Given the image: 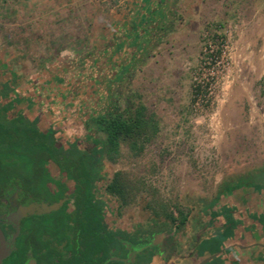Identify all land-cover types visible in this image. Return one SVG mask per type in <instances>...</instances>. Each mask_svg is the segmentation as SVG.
I'll use <instances>...</instances> for the list:
<instances>
[{
  "label": "rangeland",
  "instance_id": "rangeland-1",
  "mask_svg": "<svg viewBox=\"0 0 264 264\" xmlns=\"http://www.w3.org/2000/svg\"><path fill=\"white\" fill-rule=\"evenodd\" d=\"M136 3L0 0V82L25 108L36 98L40 116L43 97L54 101L43 122L89 150L102 140L93 114L122 116L144 104L159 120L157 136L141 152L122 146L116 162L105 159L96 195L112 228L167 227L154 222L151 202L190 208L180 231L192 232L229 198L227 184L253 192L250 182L264 180V0ZM118 42L125 49L113 57ZM40 88L44 95L27 97ZM119 171L135 194L122 207L104 190Z\"/></svg>",
  "mask_w": 264,
  "mask_h": 264
},
{
  "label": "trees",
  "instance_id": "trees-1",
  "mask_svg": "<svg viewBox=\"0 0 264 264\" xmlns=\"http://www.w3.org/2000/svg\"><path fill=\"white\" fill-rule=\"evenodd\" d=\"M38 90L32 92L29 89L26 91L28 94L21 96L23 98L27 94V97L33 98L40 92L45 94L44 89ZM18 98L13 87L0 82V189L23 188L27 192L49 193L52 182L58 188L55 199L69 197L61 211L74 209L76 214H84L87 218L89 246L87 259L84 258L87 264L122 263L121 259H125L127 254V251L123 252L124 236L116 233L122 239L113 237L106 216L108 203L97 197L95 188L102 177L105 159L116 162L122 155V146H127L134 153L141 152L157 136L160 124L156 114L148 111L144 104L127 110L122 116L93 114L90 125L102 135V140L94 143L92 150H89L83 148L79 140L61 138L58 128L44 123L43 114L39 116L34 111L38 107L36 98L31 108H25ZM50 163L58 169L56 175L46 166ZM59 179L70 180L72 192ZM250 183L255 190L264 188V180ZM238 185L229 183L224 190L232 194ZM104 190L116 198L121 207L129 205L135 195L131 184L120 171L114 174ZM157 205L153 206L150 202L148 206L155 223L163 219L164 225L181 229L189 221L190 208L182 204H175L172 209L165 204ZM115 256L120 259L112 260Z\"/></svg>",
  "mask_w": 264,
  "mask_h": 264
},
{
  "label": "crops",
  "instance_id": "crops-1",
  "mask_svg": "<svg viewBox=\"0 0 264 264\" xmlns=\"http://www.w3.org/2000/svg\"><path fill=\"white\" fill-rule=\"evenodd\" d=\"M134 1L135 8L138 0ZM144 5L146 4L143 3ZM120 21L123 20L119 19V23L114 24L121 26ZM130 23L128 20L126 26H130ZM124 49L118 42L112 56L120 57ZM42 100L48 106V112L46 111L42 117L50 119L47 113L52 115L50 110L55 106L54 101L46 97ZM26 101L28 103V100ZM68 123L65 122L62 126L72 138L74 135L71 128L74 125L71 120L69 124L72 127ZM57 124L61 126L60 122ZM77 124L83 132V125L80 126V122ZM206 215V222L192 232H189V228L180 231L176 226L155 229L151 227L132 232L110 227L109 230L114 233L113 237L116 240L122 239L116 233H122L124 236L122 244L123 252L127 251L125 259L134 252L130 262L122 260V263L117 264H199L210 257L212 259L206 264H264V193L258 190L251 192L246 187H239L228 199L214 205ZM210 243H216L213 250L208 248ZM119 249L122 250L120 246Z\"/></svg>",
  "mask_w": 264,
  "mask_h": 264
},
{
  "label": "flooded vegetation",
  "instance_id": "flooded-vegetation-1",
  "mask_svg": "<svg viewBox=\"0 0 264 264\" xmlns=\"http://www.w3.org/2000/svg\"><path fill=\"white\" fill-rule=\"evenodd\" d=\"M46 166L54 175L58 173L55 166V172L51 169V163ZM59 180L72 192L70 180ZM50 184L49 193L0 189V228L5 236L3 253L7 254L1 264H87V218L74 209L61 211L69 197L55 199L58 188ZM60 200L64 203L57 211L38 210L42 203Z\"/></svg>",
  "mask_w": 264,
  "mask_h": 264
},
{
  "label": "water",
  "instance_id": "water-1",
  "mask_svg": "<svg viewBox=\"0 0 264 264\" xmlns=\"http://www.w3.org/2000/svg\"><path fill=\"white\" fill-rule=\"evenodd\" d=\"M64 200H60L58 202H54V203H42L40 205H38V210H41L40 212L44 213H48V212H52V211H57L61 208V206L63 205ZM0 264L2 263L3 259L7 256V254L3 253L4 250V246H5V236L0 228ZM134 254V252H132L131 254H129V256L126 259H121L124 262H130L132 260V255ZM112 259H120L118 257H114ZM212 259V257L205 259L204 261H202L199 264H206L208 263L210 260Z\"/></svg>",
  "mask_w": 264,
  "mask_h": 264
}]
</instances>
